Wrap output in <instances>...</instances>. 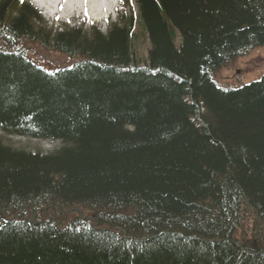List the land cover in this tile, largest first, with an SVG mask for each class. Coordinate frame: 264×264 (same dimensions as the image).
<instances>
[{"label": "trees", "instance_id": "obj_1", "mask_svg": "<svg viewBox=\"0 0 264 264\" xmlns=\"http://www.w3.org/2000/svg\"><path fill=\"white\" fill-rule=\"evenodd\" d=\"M134 3L86 34L0 0V133L60 141L0 135V264H264V74L212 78L264 45V0Z\"/></svg>", "mask_w": 264, "mask_h": 264}, {"label": "rangeland", "instance_id": "obj_2", "mask_svg": "<svg viewBox=\"0 0 264 264\" xmlns=\"http://www.w3.org/2000/svg\"><path fill=\"white\" fill-rule=\"evenodd\" d=\"M30 4L39 13L40 21L46 25L47 28L50 26L63 28V27H80L87 34L90 31V26L95 25L99 32H105L108 23L117 22L120 16L124 13L133 14L136 10L134 0H120L115 9H111L112 5L108 7L106 12L100 14L99 17L107 19H96L97 17H81L72 18L69 16H60L58 11H63L62 8L46 7L45 9L50 12L46 15L40 8L37 7L36 3L29 0ZM125 8V9H124ZM46 12V13H47ZM50 14V15H49ZM29 54L33 59L39 58L44 65L50 66L49 68H55L58 66H67L71 62L77 60L76 58L65 57L53 51L40 50L35 44L27 46ZM144 46H140L139 50H142ZM146 50V47L144 51ZM264 74V45L258 46L244 52L241 56L231 58L225 64L221 65L212 73V78L223 86H241L249 83L250 81L256 80ZM5 134V133H4ZM0 133L3 142L12 147L24 148L29 150H40L43 153L59 147V142H49L47 140H40L35 138H28L25 136H16ZM79 208V207H78ZM80 209V208H79Z\"/></svg>", "mask_w": 264, "mask_h": 264}, {"label": "bare ground", "instance_id": "obj_3", "mask_svg": "<svg viewBox=\"0 0 264 264\" xmlns=\"http://www.w3.org/2000/svg\"><path fill=\"white\" fill-rule=\"evenodd\" d=\"M47 7L57 9L62 8L63 11H58L60 16L74 17H99L101 13L106 12L108 7L112 5V0H39ZM50 12V11H48ZM47 15V13H45ZM126 71V68H121ZM214 80V79H213ZM216 83H218L215 80ZM219 84V83H218ZM29 150V149H26ZM32 151V150H29Z\"/></svg>", "mask_w": 264, "mask_h": 264}]
</instances>
